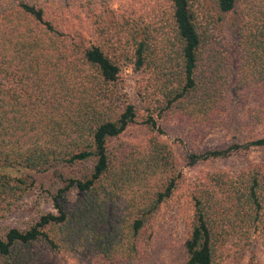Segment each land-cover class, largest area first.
I'll use <instances>...</instances> for the list:
<instances>
[{"label": "trees", "instance_id": "obj_1", "mask_svg": "<svg viewBox=\"0 0 264 264\" xmlns=\"http://www.w3.org/2000/svg\"><path fill=\"white\" fill-rule=\"evenodd\" d=\"M169 1L171 36L132 25L111 52L53 21L42 0H0V220L35 187V174L59 184L48 192L54 211L0 233V264H46L48 254L83 264L144 258L157 216L186 182L160 140L165 126L208 133L228 125L239 137L224 115L245 89L261 98L250 136L191 153L188 165L264 148L256 135L264 127V0H216L215 14L203 15L192 0ZM123 57L143 74L144 116L123 92ZM141 117L148 139L117 145ZM187 188V264H261L264 164L207 173Z\"/></svg>", "mask_w": 264, "mask_h": 264}, {"label": "rangeland", "instance_id": "obj_2", "mask_svg": "<svg viewBox=\"0 0 264 264\" xmlns=\"http://www.w3.org/2000/svg\"><path fill=\"white\" fill-rule=\"evenodd\" d=\"M41 1V0H40ZM48 8L49 17L59 23L69 32H79L88 39L98 40L111 52L120 43L125 44L131 26H137L142 31L158 37L160 40L168 38L174 32L169 0H42ZM108 2V11L105 4ZM195 9L203 14L216 12V0H192ZM110 22H116L117 29H109ZM123 26L124 38L116 35ZM107 30L101 34L100 30ZM120 50L119 53H122ZM120 58V57H119ZM121 82L124 94L132 100L140 116L147 113L146 105L142 103L141 88L142 75L125 60ZM261 105L260 96L245 89L224 115L233 129L228 125L214 128L208 133L200 129L172 121L165 126V133L160 140L169 146L174 154L178 170L183 173L186 182L183 188L160 211L153 228L149 250L144 258L130 264H187L183 244L188 235V217L190 196L187 185L194 179L218 170H241L257 164H264V148L253 149L246 153L234 155L229 159L217 161H201L194 167L188 165V155L202 154L209 150L223 149L234 143L236 137L244 139L250 136L251 125L249 115L251 110ZM131 126L117 142L126 146L140 145L148 139V131L141 123ZM238 122V123H237ZM257 136H264V127L258 128ZM16 175V173H14ZM37 179L34 188L30 189L16 204L15 208L0 220V233L9 227L26 228L43 213L54 211L48 192L58 187L57 180L51 174H35ZM260 263L264 264V253H259ZM100 263V262H99ZM95 262L94 264H99ZM46 264H83L77 258L62 254H48ZM88 264V262H86ZM101 264V263H100ZM221 264H248L244 259L229 260Z\"/></svg>", "mask_w": 264, "mask_h": 264}]
</instances>
